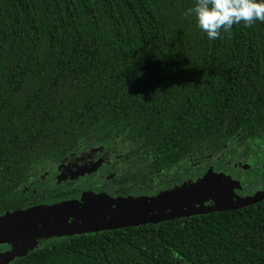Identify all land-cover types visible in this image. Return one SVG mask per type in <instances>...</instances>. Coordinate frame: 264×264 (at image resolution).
Returning <instances> with one entry per match:
<instances>
[{
  "label": "trees",
  "instance_id": "1",
  "mask_svg": "<svg viewBox=\"0 0 264 264\" xmlns=\"http://www.w3.org/2000/svg\"><path fill=\"white\" fill-rule=\"evenodd\" d=\"M194 4L0 0V214L77 197L94 177L29 183L100 141L122 152L103 164L112 193L158 191L214 155L259 164L241 197L264 188V23L209 40ZM46 240L8 264H264V196Z\"/></svg>",
  "mask_w": 264,
  "mask_h": 264
},
{
  "label": "rangeland",
  "instance_id": "2",
  "mask_svg": "<svg viewBox=\"0 0 264 264\" xmlns=\"http://www.w3.org/2000/svg\"><path fill=\"white\" fill-rule=\"evenodd\" d=\"M117 146V143L100 141L94 143L91 148H88L85 151L73 152L71 155L64 156L62 161L59 160V162H61L50 171L52 172L50 176H56L58 177V180L76 177L80 182L87 174L89 177H95L96 180H99L95 185H101V176L105 175L104 161H110L122 154L120 147L118 148ZM218 160H221V158H217V155H214L209 157L207 162L197 164L195 167L196 172L202 173L194 180L193 177H191L189 181L179 184L178 186L170 184V186L163 187L155 192L139 194V192L135 191L133 187H124L116 193L111 192L109 194L106 190L110 188V185L109 183L106 185L104 182H102V189L93 190L83 187L85 191H82V194L86 197L85 202L90 203L83 216L86 218L97 217L93 214H88L93 212L99 214L110 212L113 215L120 211V213H127V211H123L125 208L128 209V213L135 211L154 212L156 210H168L188 205L203 204L207 200L240 198V193L235 191V189L241 187L243 184L245 185L247 181L254 177L259 164L253 163V167L247 168L243 171L242 168L244 167V164H241V162H237L239 163L236 164L237 168H225V165L228 162H217ZM189 166H192V164L186 165V167ZM111 168L117 169L114 163H112ZM91 170H94L95 172ZM212 171L216 173L217 177L215 176L216 178L211 182H204L205 179L208 180L207 175L210 172L212 173ZM44 173L45 171L43 174ZM107 175L108 179L113 176L111 172ZM71 183L74 184V182ZM37 185L40 186L39 183ZM127 190L131 191L128 193ZM81 198L82 196H80L79 199ZM79 199L70 196L67 198L64 197L61 200L43 201L22 208H16L0 214V225H4L8 221L16 222L18 225L31 221L36 224L42 222L51 223L55 221L69 222L70 219H73L72 217H75L76 214H78L77 210L80 206H78V203L76 204V202ZM107 199L111 201L110 207L103 208L100 203L103 201L107 203ZM102 216L104 217L106 215ZM58 238L62 239L64 237ZM46 242V238L22 242L4 241L3 244H0V254L5 253L1 256L9 258V261H11L17 255Z\"/></svg>",
  "mask_w": 264,
  "mask_h": 264
},
{
  "label": "water",
  "instance_id": "3",
  "mask_svg": "<svg viewBox=\"0 0 264 264\" xmlns=\"http://www.w3.org/2000/svg\"><path fill=\"white\" fill-rule=\"evenodd\" d=\"M208 180L211 182L217 177L216 173H208ZM216 176V177H215ZM203 181V180H202ZM264 196V188L256 191L250 196H244L236 199L212 200V204L188 205L180 208H171L168 210H156L154 212H117L113 216L104 218H85L81 217L79 221L36 224L33 221L18 225L16 222L8 221L0 225V242H22L40 238L70 236L89 231H100L126 226H135L144 223H156L162 220L184 217L199 213L211 211H221L240 207L244 204L253 202ZM86 199H84L85 202ZM90 204V203H88ZM89 207V206H88ZM89 214V213H88ZM27 218V217H26ZM25 218V219H26Z\"/></svg>",
  "mask_w": 264,
  "mask_h": 264
},
{
  "label": "clouds",
  "instance_id": "4",
  "mask_svg": "<svg viewBox=\"0 0 264 264\" xmlns=\"http://www.w3.org/2000/svg\"><path fill=\"white\" fill-rule=\"evenodd\" d=\"M184 16H194L207 39L216 40L222 33H230L233 25L264 23V0H195Z\"/></svg>",
  "mask_w": 264,
  "mask_h": 264
},
{
  "label": "flooded vegetation",
  "instance_id": "5",
  "mask_svg": "<svg viewBox=\"0 0 264 264\" xmlns=\"http://www.w3.org/2000/svg\"><path fill=\"white\" fill-rule=\"evenodd\" d=\"M111 147V146H110ZM91 148V147H90ZM69 155H71V154H69ZM62 159H63V157L60 159L61 161H62ZM60 161V162H61ZM106 162H108L107 160L106 161H104V163H106ZM55 166H57V165H55ZM55 166H53V167H51V169L48 171V170H40V175H38L37 174V176H36V179H35V181H33L32 183H29V185L31 186V184H33V183H38V181H40V180H42V179H44V177L45 176H47V178H48V180L49 181H52V180H56V179H58V177H52V176H50V174L52 173V172H50V171H52V169L55 167ZM45 171V173L43 174V172ZM91 171H94V170H91ZM90 171V172H91ZM95 172V171H94ZM105 172H106V169H104V174H105ZM197 173V172H196ZM202 173V172H201ZM201 173H197L196 175H194L193 176V180L197 177V176H199ZM101 177H103V175L101 176ZM36 180H38V181H36ZM190 180V177H183L182 179H180V181L179 180H175L176 182H174V184H171V185H174V186H178L179 184H182V183H184V182H186V181H189ZM102 181L103 180H101V185H95L96 183H98L99 182V180H96L95 179V177H94V181L92 182L91 181V183H89V185L86 187V188H88V189H93V190H96V189H102ZM111 190H112V188H108L107 190H106V192L107 193H111ZM80 192H78V196H77V199H79L80 198V195H81V193H82V191L84 192L85 190L82 188V189H80L79 190ZM81 200V201H80ZM108 201H107V203L105 202V201H103L102 203H100V204H102V207L103 208H107V207H110V200L109 199H107ZM77 203H78V206H80L79 207V209L77 210L78 211V214H76V216L75 217H72L73 219H70L69 221H79L80 219H81V217L85 214V210H86V208H88V202H82V199H79L78 201H77ZM203 204H207V201H205ZM84 208V210H83V208ZM123 211H127L128 212V209L127 208H125ZM1 214H3V213H1ZM89 214H93V215H95V216H97V217H95V219H97V218H104V217H108L107 215H110V216H113V214H111L110 212H106V213H103V214H99V213H97V212H93V213H89ZM102 215H106V216H102ZM84 217V216H83ZM86 218V217H85ZM90 232V231H89ZM56 237V236H55ZM59 237V236H58ZM61 237H67V236H61ZM50 238H52V237H49V238H46V239H50ZM0 244H3V242H0ZM2 254H5V253H1L0 254V264H8L10 261H9V258H7V257H5V256H1Z\"/></svg>",
  "mask_w": 264,
  "mask_h": 264
}]
</instances>
